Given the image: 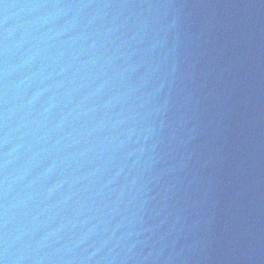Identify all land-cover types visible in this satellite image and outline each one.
Returning a JSON list of instances; mask_svg holds the SVG:
<instances>
[{
    "label": "water",
    "instance_id": "obj_1",
    "mask_svg": "<svg viewBox=\"0 0 264 264\" xmlns=\"http://www.w3.org/2000/svg\"><path fill=\"white\" fill-rule=\"evenodd\" d=\"M96 0H0V264H63Z\"/></svg>",
    "mask_w": 264,
    "mask_h": 264
}]
</instances>
